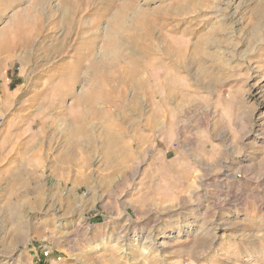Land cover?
<instances>
[{
    "label": "rangeland",
    "instance_id": "1",
    "mask_svg": "<svg viewBox=\"0 0 264 264\" xmlns=\"http://www.w3.org/2000/svg\"><path fill=\"white\" fill-rule=\"evenodd\" d=\"M0 264H264V0H0Z\"/></svg>",
    "mask_w": 264,
    "mask_h": 264
}]
</instances>
